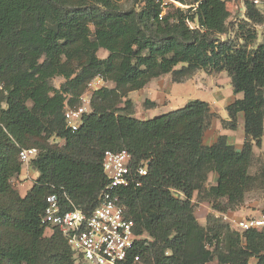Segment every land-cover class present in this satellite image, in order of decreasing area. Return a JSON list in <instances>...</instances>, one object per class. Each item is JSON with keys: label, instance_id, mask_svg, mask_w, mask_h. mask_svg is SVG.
I'll return each instance as SVG.
<instances>
[{"label": "trees", "instance_id": "obj_1", "mask_svg": "<svg viewBox=\"0 0 264 264\" xmlns=\"http://www.w3.org/2000/svg\"><path fill=\"white\" fill-rule=\"evenodd\" d=\"M134 4L140 8L123 9L120 0H0V264H84L59 229L43 225L46 198L57 193L85 210L97 206L109 182L108 150H126L141 181L115 190L144 236L140 264H264V230L242 237L212 214L202 225L194 202L195 195L226 198L234 210L248 192L264 191V155L250 172L264 137V41L254 46L264 11L247 3L240 18L226 0H201L196 10L174 8L160 18L155 0ZM197 70L227 72L242 95L223 121L237 129L244 115L240 149L224 134L205 143L216 113L200 98L154 118L134 116L130 92L168 74L182 82ZM98 76L112 85L92 92L73 131L66 110L82 104ZM24 148L39 149L30 162L38 177L22 195L12 179L22 173ZM140 167L146 175L136 173ZM212 172L217 180L207 185Z\"/></svg>", "mask_w": 264, "mask_h": 264}, {"label": "built area", "instance_id": "obj_2", "mask_svg": "<svg viewBox=\"0 0 264 264\" xmlns=\"http://www.w3.org/2000/svg\"><path fill=\"white\" fill-rule=\"evenodd\" d=\"M232 6L231 13L240 18L246 17L247 3L254 4L264 11V0H226ZM161 8L160 18L169 9L196 10L201 0H155ZM191 27H195L191 25ZM108 84V83H107ZM106 86L102 77L94 78L87 91L81 96L82 104L77 108H67V127L77 130L83 121V115L90 109V97L94 90ZM39 153L38 148H24L20 152L23 164L29 165ZM130 154L126 150L118 152L108 150L103 157V169L109 179L101 195L100 203L90 210L82 209L68 198H61L53 193L46 198V208L42 223L47 230L59 229L68 244L75 252L77 261L84 264H140L142 259L139 252L143 235L136 233L134 221L127 217L126 208L120 203L116 188L129 186L132 183L140 185L130 169ZM139 175H146L147 168L140 167L136 171ZM228 219V215H223ZM235 230L244 234L252 229L264 230V214L244 217L234 220Z\"/></svg>", "mask_w": 264, "mask_h": 264}, {"label": "rangeland", "instance_id": "obj_3", "mask_svg": "<svg viewBox=\"0 0 264 264\" xmlns=\"http://www.w3.org/2000/svg\"><path fill=\"white\" fill-rule=\"evenodd\" d=\"M192 2L193 0H187V3ZM120 4L123 9H129L132 7L140 8L139 5L134 4V0H120ZM227 7L231 11L232 6L227 4ZM173 10L174 8L171 7V9L167 11V13ZM256 29L258 32V38L254 43V46L264 41V24L257 25ZM232 36H234V32ZM98 54L100 57H104L107 55V51L101 49ZM225 74L227 73L225 72ZM220 76V72L197 70L194 75H192V77L185 79L182 82H175L171 78V75L168 74L151 80L144 87V90L142 89L143 91L141 90L139 92L136 90L130 92L127 98H130L133 101L134 116H136L137 118H148L149 112L156 109L163 103H166V105H168L169 102H173V105L175 107L179 100V94L185 97H187L188 95L189 100L201 98L221 107L222 105H224V100L220 95H223L224 98H228L229 102L233 101L234 98L227 97L229 89L233 90L232 84H226L224 78ZM63 81L64 78L62 77H57L53 80L56 86H60ZM106 85H112V83L109 82V84H107L106 82ZM170 91H172V93H170ZM147 100H149V103H146ZM151 102H154L155 105H151ZM211 109L213 108L211 107ZM213 110V112H215L216 114L212 119L211 126L209 127V129H207L208 133L217 130L221 131L222 128H225V126L223 125L224 120L221 119L220 115L226 117V107L222 106L221 110L218 107H215ZM218 111H220V115ZM51 141L58 145L63 144V140L59 138H52ZM255 152L257 160L250 168V172L252 174L257 173L263 164L262 159L264 155V140L261 147L255 148ZM20 175L14 177L12 179V183L22 195H25L30 189V186L33 184L34 178L38 177V172L34 171L30 164H23L22 175ZM207 184L211 185L212 182L209 181ZM194 202L195 215L202 225H206L208 216L212 214V216H215V218H217L219 221L228 224L230 228H234L232 227V225L234 224V220H239L240 218L244 217L259 216L263 214L264 191L254 189L248 192L245 202L234 210L227 207L226 198H213L211 200L200 201L195 195ZM223 215H228L229 218L225 219ZM253 262H255V260H253ZM208 264L218 263L215 259Z\"/></svg>", "mask_w": 264, "mask_h": 264}, {"label": "crops", "instance_id": "obj_4", "mask_svg": "<svg viewBox=\"0 0 264 264\" xmlns=\"http://www.w3.org/2000/svg\"><path fill=\"white\" fill-rule=\"evenodd\" d=\"M227 73V72H226ZM220 77H223L226 84L228 83H231V80L229 78V76L227 74H225L224 71L220 72ZM225 75V76H224ZM226 77V79H225ZM153 80V79H152ZM142 90V89H141ZM141 90H137V91H141ZM144 90V88H143ZM142 90V91H143ZM170 93H172V91H170ZM231 94V95H230ZM169 95V94H168ZM241 94H234L233 90H230L229 89V93H228V96L227 97H231V98H234L237 96V97H241L240 96ZM179 100L177 102V105H173V102H169L168 105H166V103H163L161 105H159L156 109L152 110L151 112H149V117L148 118H141V119H149V118H154V117H157V116H160L162 114H165L169 111H172L174 109H177V108H180L182 106H184L188 101H189V97L187 95V97L179 94ZM223 97V100H224V107H226L230 102L228 101V98H224L223 95H220ZM201 99V98H200ZM191 100V99H190ZM203 100V99H202ZM154 101V100H153ZM208 102V101H207ZM232 102V101H231ZM210 106L214 109L215 107H218L220 110L222 108L215 105L214 103H210ZM212 109V111H214ZM219 115H220V111H218ZM227 113V112H226ZM221 119L223 120H227L229 117H228V114H226V117H223L221 116ZM226 135L228 137V140L231 144H234L238 149H240L242 147V144L244 142V139H245V134H244V115L241 113L239 115V118H238V127L237 129H227V128H222V130H217V131H212V132H209L208 133V130L205 132V135H204V141L206 144H212L214 141H216L217 137L219 135ZM263 140H264V137H263ZM29 172V171H27ZM22 175V173H21ZM20 175V176H21ZM217 180V174L212 172L210 175H209V181L212 182V184H214ZM208 181V182H209ZM208 185V184H207ZM32 186V185H31ZM30 186V187H31Z\"/></svg>", "mask_w": 264, "mask_h": 264}]
</instances>
